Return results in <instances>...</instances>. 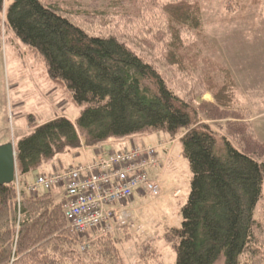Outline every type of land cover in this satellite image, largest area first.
<instances>
[{
  "label": "trees",
  "instance_id": "16d2710c",
  "mask_svg": "<svg viewBox=\"0 0 264 264\" xmlns=\"http://www.w3.org/2000/svg\"><path fill=\"white\" fill-rule=\"evenodd\" d=\"M200 18L195 0H0V31L28 46L80 108L75 122L59 117L34 125L29 117L33 129L15 145L16 173L35 174L83 145L167 133L179 138L191 175L180 227L157 238L174 250V264H264V144L250 112L228 124L231 137L213 131L118 34L130 22L151 21L155 45L166 47L161 62L191 73L200 60L191 54L196 42L186 41L189 33L197 39ZM214 67L209 62L202 79L216 102L228 106L232 82L222 85ZM131 232L98 237L82 249L51 193H22L18 204L14 184L0 186V264H126L119 245ZM138 253L136 264H161L157 244Z\"/></svg>",
  "mask_w": 264,
  "mask_h": 264
},
{
  "label": "rangeland",
  "instance_id": "374dc122",
  "mask_svg": "<svg viewBox=\"0 0 264 264\" xmlns=\"http://www.w3.org/2000/svg\"><path fill=\"white\" fill-rule=\"evenodd\" d=\"M195 1H198L200 5L201 27L197 33V39L196 34L191 36L189 33L187 35L189 41L186 43L193 40L196 42L194 49L191 50L193 59H197V63L200 60V69H195L196 72L192 69H189L191 73L184 70L177 72L176 68L161 62L164 58L163 54L166 53V47L155 45L158 30L151 21L149 23L130 22L127 28L121 26L122 30H119L118 34L125 43L144 55L147 61L164 75L179 97L190 102L197 109L201 123H207L212 126L213 131L231 137L228 124L241 123V117L245 112H250L251 119L254 115L246 106H243L244 100L248 99V96L260 95L264 92L263 0ZM100 27L98 25L96 29ZM203 58L206 59L204 64ZM186 60L184 59L185 62ZM209 62L215 66L213 70L210 69V72H215V78L222 85L232 82L231 85L229 84L232 100L228 106L219 105L213 93L207 91L205 87L207 82L202 79V76L208 73L204 69L208 67ZM52 86L54 83L47 77L43 62L12 33H5L1 29L0 145L12 143L15 147L16 141L24 133L19 132V128H28L23 135L32 131L33 127L29 125L30 116L34 125L55 114L65 115L64 117L71 121L79 117L80 108L71 101L66 91L59 89L58 96L48 97ZM214 110L219 113L217 112L215 117H210V112ZM161 136L173 138L163 132L134 137L139 143L150 145L154 143L153 141L157 142V138ZM125 139H109L103 145L108 150H116L123 144L128 146L127 138ZM175 139L176 141L170 144L161 143L163 148L160 151L163 155L171 150L170 165L168 170H164L166 174L161 180L166 190L163 191L159 180L155 178L161 190L158 196L139 192L138 195L142 194L143 197H135L132 204H128L127 209L132 221L142 227V231L133 230L129 240H124L119 245L126 264H136L139 248H143L147 243L157 244V250L161 254L157 260L161 261V264L175 263L174 250L161 239H157L165 229L180 227L182 221L180 209L187 201L190 192L191 175L188 163L183 156L179 138ZM259 141L264 144V141ZM85 150L86 156H92L91 148L85 147ZM75 156L77 158L74 163L84 162L81 150L75 151ZM71 157L68 158L65 154L57 157L54 162L57 163L59 159L62 165L69 166L73 162ZM44 170L50 172V166H46ZM29 177V182H34L35 176ZM18 182L22 191L21 179H18ZM262 202L264 207V188ZM86 235L79 240L84 248H87L93 240L102 237L97 232H89ZM121 236L116 237L122 238Z\"/></svg>",
  "mask_w": 264,
  "mask_h": 264
},
{
  "label": "built area",
  "instance_id": "2783aa9c",
  "mask_svg": "<svg viewBox=\"0 0 264 264\" xmlns=\"http://www.w3.org/2000/svg\"><path fill=\"white\" fill-rule=\"evenodd\" d=\"M158 146L135 145L119 150H108L102 145L94 148L92 159L36 176L33 183L20 188L18 179L13 183L19 204L21 194L35 196L41 191L48 194L60 190L61 207L66 223L75 237L97 232L100 236L121 235L125 230H139L128 212L136 194L144 192L158 196V182L150 176L160 168ZM82 249L84 245L80 244Z\"/></svg>",
  "mask_w": 264,
  "mask_h": 264
},
{
  "label": "crops",
  "instance_id": "0c3cea01",
  "mask_svg": "<svg viewBox=\"0 0 264 264\" xmlns=\"http://www.w3.org/2000/svg\"><path fill=\"white\" fill-rule=\"evenodd\" d=\"M263 6H264V0H263ZM263 12H264V10H263ZM50 89H52V90L49 91L48 97H53L54 98L55 96H58L57 93H59L60 90L57 87L52 86V88H50ZM262 94H264V92ZM262 94H260V95L259 94L252 95V97H249L248 96V99H245L244 100V105L243 106H246V108H248L251 111V113L254 114L253 117H252V119H251V123H252V125L254 127V130H255V133H256L258 139L264 141V95H262ZM64 116L65 115H59V116H57L55 114L53 117L45 118L42 122L38 123V125H42V124H44L46 122H49V121H52V120H54L56 118L64 117ZM71 122H75V121H71ZM26 130L28 131V128H19L18 129L19 132H24V133L27 132ZM24 133H22L21 136ZM157 139H158L157 142L153 141L154 143H151L150 145H147V144L144 145V144L139 143L138 140L135 139V137L133 136L131 138H127V142L126 143H128V146H129V144L131 142H133L135 145L158 146L159 144L164 143V142L166 144H170V143H173L174 141H176V139H174V140L173 139H169L167 136H164V137L161 136V137H159ZM102 146H104V145H102ZM128 146H126L125 144H123V145L120 146V148H118L116 150H119V149H122V148H126ZM94 148L95 147H92L91 149L94 151ZM162 148L163 147L159 148L158 153H157V156H158V159H159V162H160V168L155 169L150 174L151 177L153 176L152 178H157L159 180L160 185H162L161 180H162L164 174H166L164 172V170H168V167L170 165V157H171V150H169L166 154L163 155L162 151H160ZM79 150H81V152L84 155V162H82V163H74V161H76L75 158H77V157L76 156L74 157V152H72L73 155L72 154H67V157L70 158L72 156L71 158L73 160V162L69 166L62 165V163L59 162L60 161L59 159H57V163H55L54 162V160L56 159L55 158V159L52 160V162L44 165L41 168V171H39V172H37L35 174H31V175H34L35 176L34 178L36 179V176H38L39 174H43V173H53V172H55V170L58 171L60 169L68 168V167L73 166V165L83 164V163L87 162L88 160L92 159L93 154L90 157L89 156H86V150H85V146L84 145L81 146V149H79ZM48 165L50 166V172H45L44 168H46V166H48ZM61 166H63V167H61ZM31 175H29V176H31ZM29 176L21 179L22 186L25 183H28V184L33 183V181L32 182H29V178H30ZM16 178L19 179V177H17V173H16ZM35 179H34V181H35ZM162 187H163V191L166 190V188L163 185H162ZM176 191L177 190H175V192ZM23 193H26V192L24 191ZM41 194H46V193H44L43 191H41ZM51 194H53L54 200H56V202H58V203L61 204V202H62V195H61L60 190H56L54 192H51ZM135 197H141L142 198L143 196H142V194H140V195L136 194L134 196V199H135ZM134 199H133V201H134Z\"/></svg>",
  "mask_w": 264,
  "mask_h": 264
},
{
  "label": "water",
  "instance_id": "95a60500",
  "mask_svg": "<svg viewBox=\"0 0 264 264\" xmlns=\"http://www.w3.org/2000/svg\"><path fill=\"white\" fill-rule=\"evenodd\" d=\"M15 147L0 145V186L13 184L16 176Z\"/></svg>",
  "mask_w": 264,
  "mask_h": 264
}]
</instances>
